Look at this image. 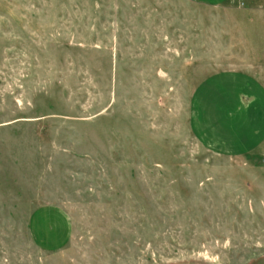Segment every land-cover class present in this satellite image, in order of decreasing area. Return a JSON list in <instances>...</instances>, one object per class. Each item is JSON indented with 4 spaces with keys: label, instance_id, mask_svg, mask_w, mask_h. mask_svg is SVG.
<instances>
[{
    "label": "rangeland",
    "instance_id": "obj_1",
    "mask_svg": "<svg viewBox=\"0 0 264 264\" xmlns=\"http://www.w3.org/2000/svg\"><path fill=\"white\" fill-rule=\"evenodd\" d=\"M208 1L0 0V264H264V142L202 123L264 111V0Z\"/></svg>",
    "mask_w": 264,
    "mask_h": 264
},
{
    "label": "crops",
    "instance_id": "obj_2",
    "mask_svg": "<svg viewBox=\"0 0 264 264\" xmlns=\"http://www.w3.org/2000/svg\"><path fill=\"white\" fill-rule=\"evenodd\" d=\"M193 1H198L199 3H204L205 2V3H208V4L211 3L212 6H216V5L220 4V3H222V2L213 3V2H209L208 0H193ZM201 94H203L202 95V99H204V97H205L204 91H202ZM241 99H242V101H244L246 103L247 102L254 103V101L252 102V100H254V98H250L249 99L246 96H243V97H241ZM204 104H205V102H204ZM245 106L247 107V105H245ZM235 114H239V115L242 114L241 119L244 118L245 120H248L249 116H250L251 119L254 117V119H255L254 121L257 122L256 124L253 125L254 127L257 126V125H262L263 120H264V111H262L261 113L255 114V113H252V111L250 113V112L242 111V110L241 111L240 110L237 111V109H236L234 113H230V114L227 115V117H226L224 122L222 120L221 125H219L220 127H217L216 125L213 126V124H210L211 122H209V119H204V121L202 122L204 127L202 125H201V127H203V129L204 128L205 129H207V128L211 129L213 131L214 135L213 136L209 135L210 138H213V137L217 138V142L213 143L212 146H211L212 150L220 151V152L222 151L221 153L227 154V155H230V156L237 155L239 153H244V155L247 156L248 153H251L252 151H254V149L256 147H259V148L261 147L262 143L264 142V133H262L263 137L259 138L260 140L256 143L257 146H254V145H250L249 147L240 146V143H242V140H243L242 138L245 136V133H247L246 132L247 129H246V127L244 125L242 126L241 131H240V128H239V130L236 128L235 123H234L235 121H233V119H235ZM224 123H225V125H224ZM254 127L252 128V130H253V133H255L256 135L258 133H260V130H263V132H264V129H259V128L256 129ZM238 133H239V135H238ZM235 137H236V139H238V137H239L240 140L238 139V140L235 141V139H234ZM232 138H233L234 142L231 141ZM233 143L235 145H238V144L239 145L236 148H234L235 145Z\"/></svg>",
    "mask_w": 264,
    "mask_h": 264
}]
</instances>
